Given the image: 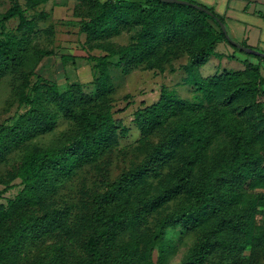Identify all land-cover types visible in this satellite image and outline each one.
I'll return each instance as SVG.
<instances>
[{
    "label": "trees",
    "instance_id": "obj_1",
    "mask_svg": "<svg viewBox=\"0 0 264 264\" xmlns=\"http://www.w3.org/2000/svg\"><path fill=\"white\" fill-rule=\"evenodd\" d=\"M42 0H13L2 19L16 16L13 31H0V78L12 74L19 104L9 123L0 124V173L6 186L18 178L13 197L0 201V264H165L176 239L191 230L195 239L177 264H264V228L255 233L256 213H264V77L259 62L243 60L242 69L222 68L191 78L195 99L161 85L158 98L133 111L139 137L119 146L127 127L113 117L114 83L110 57L122 73L136 66L163 71L173 59L188 55L190 71L216 53L225 41L234 50L264 58L232 45L212 7L162 0H75L78 19L92 61L91 91L78 81L65 88L39 74L35 67L51 52L38 37L54 35L52 25L38 28L28 16ZM38 16H45L40 12ZM225 25V23H224ZM130 31L125 43L112 41ZM230 36V35H229ZM244 46L254 49L245 42ZM34 76L32 79L31 76ZM240 102L241 106H235ZM252 111L256 120L238 118ZM70 121L62 143L34 146L33 137L50 131L59 118ZM220 134L226 141L208 153ZM134 150V159L118 175H106L115 150ZM103 190L94 189L70 218L68 201L52 199L85 165H99ZM158 177L160 188L149 193L146 178ZM260 188L258 191L250 189ZM177 202L161 212L155 209ZM49 200V201H48ZM155 212V213H154ZM151 217V218H150ZM44 249H26L42 236H54ZM158 245V258L151 251ZM249 245L252 258L241 251Z\"/></svg>",
    "mask_w": 264,
    "mask_h": 264
},
{
    "label": "rangeland",
    "instance_id": "obj_2",
    "mask_svg": "<svg viewBox=\"0 0 264 264\" xmlns=\"http://www.w3.org/2000/svg\"><path fill=\"white\" fill-rule=\"evenodd\" d=\"M18 1L22 6H25V0ZM12 2L13 0H0V31H13L18 23L16 16L2 19V15L6 13ZM74 3L75 0H42L35 7L26 8L25 12L28 16L35 15L34 17H37L38 28L42 30L44 27L52 25L54 29V35L51 38H47L42 33L37 38L51 52L40 59L34 71L36 74L55 82L60 89L65 88L69 82L78 80L83 84L85 91H91L92 85L90 81L93 76V67L92 61L88 59L87 55L100 54L103 51L98 48L88 49L84 44V34L79 31L78 19L72 13ZM40 12L45 13V16H38ZM129 33L130 31L123 30L111 39L117 43H125L128 40ZM221 46L222 44H218L217 42L215 47L216 53L210 54L202 64L193 66L190 71L184 67L188 63L187 54L173 59L163 71L136 66L128 73H122L119 68L113 65L116 56L110 57L109 71L115 87L112 94L113 117L120 120L127 127L126 136L119 138V146L124 147L132 144L139 137V130L133 121V111L139 106L155 101L158 98L161 85L167 86L178 96L195 99L197 91L192 85L191 78L211 75L219 72L222 68L236 70L244 67L243 61L239 64V68L236 67L232 60L234 58L233 54L226 53V51L222 50ZM228 46L233 49L232 46ZM235 52L247 56L252 62L258 60L254 55H248L239 50H235ZM260 61L264 65V58H261ZM31 77L32 79L34 78L33 75ZM11 80L12 74L10 73L0 78V124L11 122V117L23 108L19 104L15 91L11 86ZM235 106L240 107V102H235ZM237 110L234 111L238 118L256 120L252 111L239 114ZM69 124V120L60 117L53 129L31 138L27 143L41 147L59 145L62 143V131ZM226 139L227 136L225 134L215 137L209 145L207 152L212 153ZM134 153L133 149L115 150L110 156L103 158L107 161L106 175L110 178L118 175L135 158ZM104 160L99 165H85L52 196V199L61 204L64 198L68 201L70 204L68 207L70 209V218L78 211L79 205L87 201L88 196L94 189L103 190V181L98 170L101 168ZM0 173L4 175L5 179L9 177L4 164L0 166ZM146 182L149 193H153L160 188L158 177H147ZM20 186L18 178L10 180L7 186L0 183V201L5 202L7 198L13 197ZM258 190L261 189H250V191ZM176 202L177 199L170 200L166 204L156 208L155 212H161L164 208L172 207ZM259 228H264L263 212L256 213L254 232L257 233ZM55 236L56 234L51 237L49 235L42 236L35 243L29 244L28 249H26L27 254L31 257L32 253L44 249L46 244L55 239ZM194 239L195 235L191 230L183 232L176 239L174 248L165 256V264H177L180 262ZM241 253L244 259L249 257L250 260L253 256L251 255L252 250L249 245H244ZM262 253L264 251L259 252V254ZM151 257L154 261H157V244H154L152 248ZM262 262L264 263L263 258Z\"/></svg>",
    "mask_w": 264,
    "mask_h": 264
},
{
    "label": "crops",
    "instance_id": "obj_3",
    "mask_svg": "<svg viewBox=\"0 0 264 264\" xmlns=\"http://www.w3.org/2000/svg\"><path fill=\"white\" fill-rule=\"evenodd\" d=\"M194 1L212 7L221 16L232 39L245 42L255 50L264 52V0ZM218 44H222V50L226 53L233 54L234 58L232 60L236 67H240L241 61L249 60L247 56L236 53L225 41H220ZM260 59L254 62H259L261 74L264 77V65L261 64Z\"/></svg>",
    "mask_w": 264,
    "mask_h": 264
},
{
    "label": "water",
    "instance_id": "obj_4",
    "mask_svg": "<svg viewBox=\"0 0 264 264\" xmlns=\"http://www.w3.org/2000/svg\"><path fill=\"white\" fill-rule=\"evenodd\" d=\"M162 1L179 2V3H184V4H190V5H193L194 7L198 8V9H202V10L205 11L206 13L211 14V12H210L208 9L202 7V6L199 5V4L192 3V2H190V1H188V0H162ZM217 22H218V24H219L221 30L223 31V33H224L226 39H227L232 45L236 46L237 48H239V49H241V50H243V51L258 53V54H260V55H262V56L264 57V52H261V51L255 50V49H251V48H249L248 46H244V45H242L240 42H238V41L232 39V38L229 36V34H228L227 30H226V27H225L224 23H223L220 19H218V18H217Z\"/></svg>",
    "mask_w": 264,
    "mask_h": 264
},
{
    "label": "built area",
    "instance_id": "obj_5",
    "mask_svg": "<svg viewBox=\"0 0 264 264\" xmlns=\"http://www.w3.org/2000/svg\"><path fill=\"white\" fill-rule=\"evenodd\" d=\"M263 99H264V93H263ZM263 107H264V100H263Z\"/></svg>",
    "mask_w": 264,
    "mask_h": 264
}]
</instances>
